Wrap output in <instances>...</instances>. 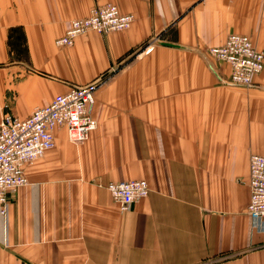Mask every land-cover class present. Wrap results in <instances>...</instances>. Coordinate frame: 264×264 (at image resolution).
<instances>
[{"label":"crops","instance_id":"crops-1","mask_svg":"<svg viewBox=\"0 0 264 264\" xmlns=\"http://www.w3.org/2000/svg\"><path fill=\"white\" fill-rule=\"evenodd\" d=\"M105 4L131 26L55 46ZM229 34L264 54V0H0V119L102 81L90 138L73 146L57 130L8 192L0 264H264L246 213L249 157L264 155V68L251 88L224 83L207 51ZM135 179L148 195L121 210L106 185Z\"/></svg>","mask_w":264,"mask_h":264},{"label":"built area","instance_id":"built-area-1","mask_svg":"<svg viewBox=\"0 0 264 264\" xmlns=\"http://www.w3.org/2000/svg\"><path fill=\"white\" fill-rule=\"evenodd\" d=\"M133 21L131 14H122L115 5L93 7L86 17L71 22L65 33L55 40L59 48L73 46L77 37L95 32L109 34L127 30ZM146 47L144 52L151 51ZM209 58L223 63L229 70L224 83L251 88L254 78L264 68V54L241 34H229L219 47L207 51ZM102 84L100 79L82 86L71 87L65 94L56 95L45 106L35 107L20 119L4 113L0 119V212L4 214L10 190L26 186L27 166L55 147V132L65 128L69 142L79 144L88 139L96 129L92 117L95 92ZM248 188L250 199L246 213L252 228L261 233L264 241V155L249 157ZM106 189L121 210H128L134 203L148 195L145 180L135 179L110 182Z\"/></svg>","mask_w":264,"mask_h":264},{"label":"rangeland","instance_id":"rangeland-1","mask_svg":"<svg viewBox=\"0 0 264 264\" xmlns=\"http://www.w3.org/2000/svg\"><path fill=\"white\" fill-rule=\"evenodd\" d=\"M212 60H213V59H212ZM214 61H215V60H214ZM100 86H101V85H100ZM5 113H6V112H5ZM96 127H97V126H96ZM94 131H95V130H93V131L90 133L88 139L90 138L91 134H92ZM88 139H87V140H88ZM87 140H85V141H83V142H81V143H79V144H74V143H71V142H70V143L73 144V146H81V145H82L84 142H86ZM43 157H44V155H43L42 157H40L39 159H41V158H43ZM39 159H37V160H39ZM37 160H36V161H37ZM36 161H35V162H36ZM19 188H21V187H19ZM16 189H18V188H16ZM13 190H14V189H13ZM109 196H110V195H109ZM110 198H111V197H110ZM111 200H112V199H111ZM112 202H113V201H112ZM113 203H114V202H113ZM115 204H116V203H115ZM116 205H117V204H116ZM117 206H118V205H117Z\"/></svg>","mask_w":264,"mask_h":264}]
</instances>
